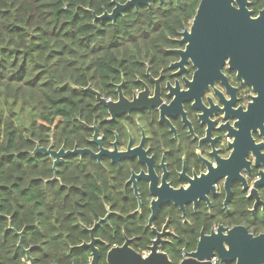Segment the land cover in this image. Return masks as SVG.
Wrapping results in <instances>:
<instances>
[{
	"label": "flooded vegetation",
	"instance_id": "af4514ba",
	"mask_svg": "<svg viewBox=\"0 0 264 264\" xmlns=\"http://www.w3.org/2000/svg\"><path fill=\"white\" fill-rule=\"evenodd\" d=\"M195 2L192 19L176 37H167L170 42L125 48L159 50L158 58L131 62L120 79L89 86L110 105L86 91L94 100L93 119L82 123L77 140L69 137L72 147L65 140L57 148L50 136L47 149L93 153L60 158L56 171L55 158H48L53 182L69 164L93 177L97 219L83 226L87 237L79 246L96 240L102 264L115 247L127 246L142 258L155 247L177 264L171 255L185 259L203 237L226 236L237 227L264 234V0H247L242 15L232 4L238 13L228 26L235 39L222 40L219 69L206 66L197 75L198 62L182 34L191 32L201 0H140L117 19L143 8ZM78 189H85L83 196L90 191L85 184Z\"/></svg>",
	"mask_w": 264,
	"mask_h": 264
},
{
	"label": "trees",
	"instance_id": "16d2710c",
	"mask_svg": "<svg viewBox=\"0 0 264 264\" xmlns=\"http://www.w3.org/2000/svg\"><path fill=\"white\" fill-rule=\"evenodd\" d=\"M110 3L0 0V264H27L19 233L34 264H89L87 250L76 246L86 240L83 226L97 219L93 177L69 164L53 182L51 159L31 153L47 148L51 135L57 148L77 140L94 103L80 89L120 79L131 62L158 58L159 50L125 48L170 42L197 2L143 8L114 23L95 20ZM151 29L158 32L142 35ZM81 184L90 190L84 196ZM171 259L178 263L180 253Z\"/></svg>",
	"mask_w": 264,
	"mask_h": 264
},
{
	"label": "water",
	"instance_id": "95a60500",
	"mask_svg": "<svg viewBox=\"0 0 264 264\" xmlns=\"http://www.w3.org/2000/svg\"><path fill=\"white\" fill-rule=\"evenodd\" d=\"M140 0H130L123 4V6L115 3V7L110 13L104 11V14L100 17L96 16L95 20H110L113 23L118 16L123 14V11L137 4ZM242 9L239 13L247 14L245 6L247 0H201L197 14L193 20L191 26V32H184L183 42H188L186 47L187 51L193 53L198 63L195 65L200 74L203 67L215 66L218 68L222 65L223 59L219 55L221 42L223 39L231 40L235 39L236 30L228 26L230 19L234 17L238 12L233 7V3ZM147 4V0H144ZM224 18V26H222L221 19ZM83 92H91L96 94L97 99L100 103L109 107V103H104L100 99L98 93L93 91L90 87L86 89H80ZM236 138L234 139V144ZM93 153L90 150H77L65 152L63 148L59 149L58 152L51 150V148H42L38 145L35 146L33 156L43 155L54 157L53 170L55 165L59 163L60 158H66L69 155H81ZM56 171V170H55ZM263 179H264V174ZM100 222L94 224V228L90 229L89 233L92 235L93 231L100 225ZM20 239L17 244L18 249H21L26 256L27 264H34V259L30 256L31 249H24L22 246V233H19ZM96 240L92 239L90 244H83L79 248H87L91 252V260L89 264H98L100 259V253L94 243ZM198 248L195 252L188 253L185 255V259L180 260L177 264H212V259H218L221 264H264V234L253 236L242 228H234L227 230L226 236L220 234L214 235L209 238L203 237L198 243ZM150 253L147 257L142 258L141 255L135 253L133 250L124 247H115L110 249L106 254L104 260L105 264H171L167 257L157 252L155 247L150 248Z\"/></svg>",
	"mask_w": 264,
	"mask_h": 264
},
{
	"label": "built area",
	"instance_id": "2783aa9c",
	"mask_svg": "<svg viewBox=\"0 0 264 264\" xmlns=\"http://www.w3.org/2000/svg\"><path fill=\"white\" fill-rule=\"evenodd\" d=\"M211 263H212V264H215V259H212V260H211Z\"/></svg>",
	"mask_w": 264,
	"mask_h": 264
}]
</instances>
